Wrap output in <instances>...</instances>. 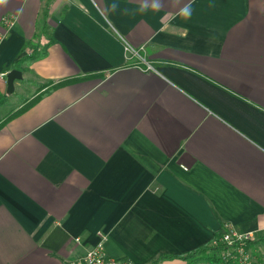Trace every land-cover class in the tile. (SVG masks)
Here are the masks:
<instances>
[{"label": "crops", "instance_id": "1", "mask_svg": "<svg viewBox=\"0 0 264 264\" xmlns=\"http://www.w3.org/2000/svg\"><path fill=\"white\" fill-rule=\"evenodd\" d=\"M0 95V264L102 240L189 264L227 224L264 230V0H0Z\"/></svg>", "mask_w": 264, "mask_h": 264}, {"label": "built area", "instance_id": "2", "mask_svg": "<svg viewBox=\"0 0 264 264\" xmlns=\"http://www.w3.org/2000/svg\"><path fill=\"white\" fill-rule=\"evenodd\" d=\"M17 16L7 17L5 24L8 28L12 27ZM125 50L128 58L135 60L139 67H145V70H154L153 66L147 62L146 58L124 39ZM79 242L80 238H76ZM223 243L225 248L220 252L221 260L227 264H264V230L241 232L227 224L222 235L214 242ZM261 245L262 249L255 248L254 245ZM74 264H131L126 259L110 257L105 249L104 241L90 246L80 255Z\"/></svg>", "mask_w": 264, "mask_h": 264}, {"label": "trees", "instance_id": "3", "mask_svg": "<svg viewBox=\"0 0 264 264\" xmlns=\"http://www.w3.org/2000/svg\"><path fill=\"white\" fill-rule=\"evenodd\" d=\"M71 79H67V80H63L61 82H58L56 84H48L47 85V89H43L46 87L43 86L42 88L39 89V92L37 93V95L32 98V99H26L23 103V105L15 110H13L12 112H10V114L7 116V118L5 119L6 121L14 118L16 116H18L19 114L25 112L28 108H30L35 102H37L42 95L45 92H48L50 90H52L53 88H56L57 86H61L64 84H67L69 82H71ZM44 90V91H43ZM6 96L5 95H0V105L3 104L4 102H6ZM225 248V245L221 242L217 243V244H209L206 246H203L201 248H198L192 252H188L183 256H179L182 259H186L189 260L190 263L189 264H193V263H197L200 261H205L209 264H227L225 263L223 260H221V256H220V252ZM166 258H172V256H167ZM163 259V258H161ZM152 264H159V260L153 262Z\"/></svg>", "mask_w": 264, "mask_h": 264}, {"label": "water", "instance_id": "4", "mask_svg": "<svg viewBox=\"0 0 264 264\" xmlns=\"http://www.w3.org/2000/svg\"><path fill=\"white\" fill-rule=\"evenodd\" d=\"M8 92H13L14 90V82L15 80L18 78V79H21L22 78V75L20 74L19 71L17 70H12L8 73Z\"/></svg>", "mask_w": 264, "mask_h": 264}, {"label": "rangeland", "instance_id": "5", "mask_svg": "<svg viewBox=\"0 0 264 264\" xmlns=\"http://www.w3.org/2000/svg\"><path fill=\"white\" fill-rule=\"evenodd\" d=\"M17 97H19V98H17ZM19 100L20 99V95H17V94H14L13 96H11V99H10V102L8 103V105H13V103L12 102H15V101H17V100ZM194 264H209V263H207V262H205L204 260L203 261H200V262H195Z\"/></svg>", "mask_w": 264, "mask_h": 264}, {"label": "clouds", "instance_id": "6", "mask_svg": "<svg viewBox=\"0 0 264 264\" xmlns=\"http://www.w3.org/2000/svg\"><path fill=\"white\" fill-rule=\"evenodd\" d=\"M188 14H189V15L191 14V13H190V11H189V13H188Z\"/></svg>", "mask_w": 264, "mask_h": 264}]
</instances>
